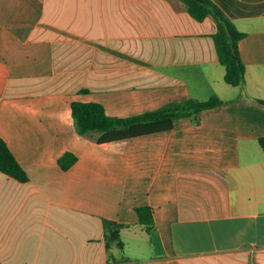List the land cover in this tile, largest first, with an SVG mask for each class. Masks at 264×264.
<instances>
[{
	"label": "crops",
	"instance_id": "0c3cea01",
	"mask_svg": "<svg viewBox=\"0 0 264 264\" xmlns=\"http://www.w3.org/2000/svg\"><path fill=\"white\" fill-rule=\"evenodd\" d=\"M212 1L246 34L238 87L214 19L178 0H0V137L28 176L0 173V264H264V0ZM201 95L226 104L105 144L71 110L126 118ZM103 219L130 226L116 261Z\"/></svg>",
	"mask_w": 264,
	"mask_h": 264
},
{
	"label": "trees",
	"instance_id": "16d2710c",
	"mask_svg": "<svg viewBox=\"0 0 264 264\" xmlns=\"http://www.w3.org/2000/svg\"><path fill=\"white\" fill-rule=\"evenodd\" d=\"M185 5L187 13L196 21L212 17L216 24V32L212 35L219 63L225 69L224 81L231 86L242 85L246 68L241 59L239 43L246 34L239 31L232 20L212 0H178ZM264 105L263 100H258ZM226 104L217 96L212 95L207 100L188 99L183 102L168 103L158 109L140 115L117 118L106 114L104 107L96 102L73 101L72 116L78 135L91 139L97 144L118 142L142 135L168 131L174 127V121L180 117H193L199 121V114L214 107ZM264 151V138L259 140ZM77 160L72 153H64L58 160L62 170H68ZM0 173L18 182L25 183L28 176L19 165L0 137ZM139 225L144 232L151 234L154 229L152 209L142 206L135 209ZM128 225L103 219L106 249L111 257L112 247L119 250L124 248L121 232Z\"/></svg>",
	"mask_w": 264,
	"mask_h": 264
},
{
	"label": "rangeland",
	"instance_id": "374dc122",
	"mask_svg": "<svg viewBox=\"0 0 264 264\" xmlns=\"http://www.w3.org/2000/svg\"><path fill=\"white\" fill-rule=\"evenodd\" d=\"M202 100H205L207 97L205 95H201Z\"/></svg>",
	"mask_w": 264,
	"mask_h": 264
}]
</instances>
